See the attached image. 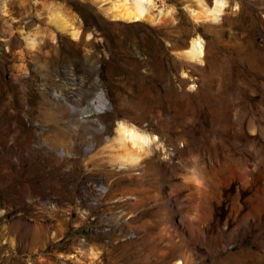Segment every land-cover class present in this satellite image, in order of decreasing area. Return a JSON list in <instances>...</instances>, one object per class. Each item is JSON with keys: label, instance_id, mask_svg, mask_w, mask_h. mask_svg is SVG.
Masks as SVG:
<instances>
[{"label": "rangeland", "instance_id": "obj_1", "mask_svg": "<svg viewBox=\"0 0 264 264\" xmlns=\"http://www.w3.org/2000/svg\"><path fill=\"white\" fill-rule=\"evenodd\" d=\"M116 1L0 0V264H170L191 235L259 220L264 0H224L215 21L192 19L196 0H152L153 25L111 20ZM193 33L208 56L194 70L181 49ZM100 93L108 110L83 121ZM118 121L156 137L138 170L112 165ZM195 248L194 264H253Z\"/></svg>", "mask_w": 264, "mask_h": 264}, {"label": "bare ground", "instance_id": "obj_2", "mask_svg": "<svg viewBox=\"0 0 264 264\" xmlns=\"http://www.w3.org/2000/svg\"><path fill=\"white\" fill-rule=\"evenodd\" d=\"M201 1L202 0H196V4L198 6L197 9H193L191 6L187 7L188 10H189L190 16H192V19L196 20V21L199 20V19L200 20L204 19L203 21H205V20H208V21L209 20H213V21H215L216 19H218L217 18L218 15L216 16V14H218V13L214 9H215V6H216L217 3H223L224 0H213V8L212 9L208 8V6L205 7L206 5L204 4V2L202 3ZM152 2H153L152 0H117L115 2V4H111V6L108 9H105L106 10L105 13H107L109 18H111L113 20H121V21H124V22L147 21V22L152 23V25H153V24L158 23L159 21L161 22V20L158 18V15H154L153 14V7L154 6L156 7V4L153 5ZM225 2H226V0H225ZM192 4L193 3H191L190 5H192ZM196 4H194V5H196ZM220 11H221V9L219 10V12ZM158 14H159V12H158ZM160 15H162V13H160ZM163 18H165V17H163ZM53 20H54L53 23H54V25L57 26V28H59L60 30H62L64 32H67L69 34V36H71L73 39H76V40L78 39L79 31H80V30L79 31L77 30L78 28L75 29L71 25H68L67 22L61 21V20H59L57 18H54ZM170 21H168V22H170ZM168 24H170V23H168ZM196 31L198 32L197 29H196ZM206 42L207 41H205L204 38H202L200 36V34L193 33L191 38H190V40L188 42H185L182 45V48H181L182 49V56H183V59L185 60V62L183 64L186 67V69L188 67H191L194 70V67L196 66V64H201L202 65L203 63L205 64V62H207L206 61V57H208V56H207V43ZM180 65H182V64H180ZM197 67L198 66H196V68ZM205 68H206V66H205ZM184 75L186 76V73ZM185 76H184V78L186 79ZM195 81H196V79H195ZM107 107H108V104H107V101L105 99V96H104V94L100 93L96 97L95 100H93L84 109H82V110H80L78 112H80V114L83 116V121H88L91 118V115L104 113V111L107 109ZM71 110H72V108H71ZM135 126L131 125L130 123L125 124V122L122 123L120 121H118L116 123V127H115V130H114V136L112 138V141L119 148L118 151H121V152H120V154L117 153L118 155L115 154L117 157L115 155L112 156V157L116 158V159H114L115 161L112 159L116 163H113L112 160H110V162L113 163L112 165L117 164V170L118 171H120V169H125V170L128 169V170H130V169H133V168H135L134 170H138L137 166L139 165L140 159L141 158L143 159L144 155L150 150L152 144H154L155 141H156V137H154V136H152L150 134H147L146 132L142 131L141 129H138L137 126L136 127ZM103 129H104L103 126H98L96 131H98L99 133H102ZM116 146H115V148H117ZM153 149L154 148H152V152H153ZM145 158H146V156H145ZM147 158H148V155H147ZM142 159H141V161H142ZM140 164H141V162H140ZM139 166H141V165H139ZM136 173H137V171H136ZM185 176H184V178H185ZM202 180H204V179H202ZM184 181L187 184H189V186L197 188V189H198V187L200 188L201 185H204V183L201 182V180L197 176H195L193 174H189L188 176H186ZM204 182H206V181L204 180ZM186 187L188 188V186H186ZM259 188L258 189L256 188V189L260 190ZM102 190H103V193L108 191L106 188H103ZM199 190H197V191H199ZM201 191H203V190H201ZM203 192L204 193H202V195H200L201 197L203 196V194H205V191H203ZM191 193H194V192L192 191ZM251 194H253V193H251ZM127 197H129V196H127ZM203 197H205V196H203ZM198 198H200V197H198ZM206 198H205V200H206ZM239 199H236V201L239 200ZM202 200H203V198H202ZM120 201L121 202H125L127 200L126 199H121ZM232 201H233V199H232ZM236 204H238V203H236ZM239 205L240 204H238V206ZM234 208L235 207H233V209ZM231 209H232V207H231ZM236 209H237V207H236ZM236 209H235V211H236ZM237 211H238V209H237ZM239 211H241V210L239 209ZM251 211H252L253 215L259 216L258 217L259 220L253 226V232L246 233L245 231H243L241 229V226H238V227L235 226L236 230L233 233L230 232L231 234H229V235H214L213 234V236H207V237L199 236V235H195V236L191 235L190 237L187 238L186 253L185 254H183L182 252L175 253L173 255V258H172V261H171L170 264H194V262H195L194 261V255H195V250H196L195 246L199 242H203V243L209 244V248H211V252H212L211 254L217 255L220 252L226 251L230 247H236L238 249V253H245L248 256L251 255L252 259H253V260H251V262L253 264H264V203H262L261 205L252 206L251 207ZM219 212L221 214V211H219ZM231 212H233V211H231ZM235 216H236V213H235ZM245 216H246V214H245ZM237 217H235V218L237 219ZM247 219H245V220H247ZM233 221H234V219H233ZM240 223H242V222H240ZM220 224H221V222H220ZM247 224H248V222H247ZM236 225H238V224H236ZM249 225H251V224H249ZM219 226H217V227L219 228ZM217 231H218V229H217ZM178 248H180V247H177L176 249H178ZM212 256H214V255H212ZM232 259H233V257H232ZM248 260H249V258H248ZM219 261H220V259L218 260V263H219ZM241 261H242L243 264H247L245 262V260L242 259Z\"/></svg>", "mask_w": 264, "mask_h": 264}, {"label": "clouds", "instance_id": "obj_3", "mask_svg": "<svg viewBox=\"0 0 264 264\" xmlns=\"http://www.w3.org/2000/svg\"><path fill=\"white\" fill-rule=\"evenodd\" d=\"M225 6H226V3H217L214 10L217 13H219V10L222 9V8H224Z\"/></svg>", "mask_w": 264, "mask_h": 264}, {"label": "water", "instance_id": "obj_4", "mask_svg": "<svg viewBox=\"0 0 264 264\" xmlns=\"http://www.w3.org/2000/svg\"><path fill=\"white\" fill-rule=\"evenodd\" d=\"M112 20V19H111Z\"/></svg>", "mask_w": 264, "mask_h": 264}]
</instances>
